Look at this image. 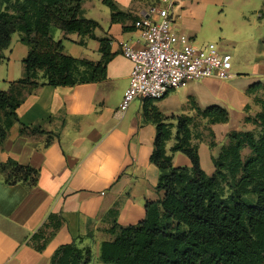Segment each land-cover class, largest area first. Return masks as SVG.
I'll list each match as a JSON object with an SVG mask.
<instances>
[{
  "label": "crops",
  "instance_id": "1",
  "mask_svg": "<svg viewBox=\"0 0 264 264\" xmlns=\"http://www.w3.org/2000/svg\"><path fill=\"white\" fill-rule=\"evenodd\" d=\"M121 19L112 21L111 9L103 0H83L81 16L100 24L96 38L79 33L66 34L51 28L54 39H62L64 50L76 58L100 61V39L108 40L113 57L107 64L106 79L74 86L40 85L23 90L13 125L4 142L0 140V165L13 159L38 169L36 186L5 181L0 166V264H50L56 248L76 240L78 247H90L92 264L100 259L102 244L113 240L115 222L138 224L145 216L148 200H160L157 190L160 169L151 161L156 125L144 117L145 99L137 98L125 112L120 111L130 84L131 61L120 49L122 42L134 48L143 45L142 32L134 23L151 8L167 7L164 0H114ZM174 29L193 39L198 46L215 43L233 57V77H209L168 92L159 100L148 99L172 122V136L166 152L176 167H191L177 143L178 117L191 119V144L197 146L203 169L216 170L215 160L230 144L233 130L248 131L254 117L263 110L264 87V0H172ZM83 42H82V41ZM0 61V87L8 89L25 74L24 59L29 46L22 33L13 34ZM39 82H46L43 71ZM219 105L227 108L229 120L212 123L200 110ZM21 124L39 126L44 134H21ZM54 216L48 238L33 235Z\"/></svg>",
  "mask_w": 264,
  "mask_h": 264
},
{
  "label": "trees",
  "instance_id": "2",
  "mask_svg": "<svg viewBox=\"0 0 264 264\" xmlns=\"http://www.w3.org/2000/svg\"><path fill=\"white\" fill-rule=\"evenodd\" d=\"M83 0H0V61L16 32L29 46L24 59L25 74L6 90L0 87V140L7 139L10 128L19 123L18 107L23 90L40 85L74 86L106 79L107 64L113 57L107 39H100L103 58L93 61L76 58L64 50L62 39L50 33L56 26L66 34L96 38L100 24L81 16ZM111 9L112 21L123 13L114 0H103ZM261 15H264L263 12ZM82 41V40H81ZM83 42V41H82ZM43 71L46 82H39ZM264 87L262 82L250 90ZM263 110L253 120L262 129L259 138L252 131L233 130L231 142L215 160L216 170L209 175L202 167L198 148L191 144L193 137L188 117H178L177 143L172 151L183 152L191 167H176L166 152L171 138L172 122L145 99L144 117L156 125V137L151 161L160 169L157 190L164 191L160 200H148L144 218L135 225L115 222L110 233L114 238L101 246L100 259L106 264H264V100ZM212 123L229 120L227 108L214 105L200 110ZM21 134L37 137L44 134L39 126L21 124ZM250 148L252 155L243 160L241 151ZM1 170L9 184L36 186L37 168L20 165L13 159L2 163ZM231 191L225 195L222 184ZM254 195L251 201L248 196ZM50 214L33 235L41 241V250L48 238L49 227L58 228ZM90 247H78L76 240L59 245L50 264H92Z\"/></svg>",
  "mask_w": 264,
  "mask_h": 264
},
{
  "label": "built area",
  "instance_id": "3",
  "mask_svg": "<svg viewBox=\"0 0 264 264\" xmlns=\"http://www.w3.org/2000/svg\"><path fill=\"white\" fill-rule=\"evenodd\" d=\"M168 6H155L150 13L136 19L141 30L143 45L134 48L122 42L120 49L132 63L130 84L120 103L125 112L137 98L159 100L173 89L185 87L193 80L209 77L230 79L233 75L232 54L215 43L198 46L189 36L174 29L173 1Z\"/></svg>",
  "mask_w": 264,
  "mask_h": 264
},
{
  "label": "rangeland",
  "instance_id": "4",
  "mask_svg": "<svg viewBox=\"0 0 264 264\" xmlns=\"http://www.w3.org/2000/svg\"><path fill=\"white\" fill-rule=\"evenodd\" d=\"M53 29H56V26H53ZM248 131H252L257 138H259L261 136L262 132H263L261 127H260V125L258 123H256V122H254V124L251 125V127L249 128ZM251 155H252V151H251L250 148L246 147V148L242 149L241 157H242L243 160H246ZM222 188L225 189L224 190L225 191L224 192L225 195H227L231 191V188L225 183L222 184ZM248 199L253 201L255 199V196L254 195H250V196H248Z\"/></svg>",
  "mask_w": 264,
  "mask_h": 264
}]
</instances>
